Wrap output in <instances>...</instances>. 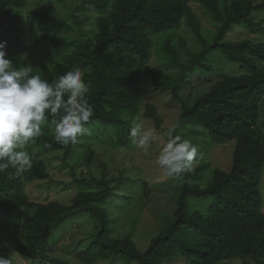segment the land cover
Here are the masks:
<instances>
[{"label":"trees","instance_id":"trees-1","mask_svg":"<svg viewBox=\"0 0 264 264\" xmlns=\"http://www.w3.org/2000/svg\"><path fill=\"white\" fill-rule=\"evenodd\" d=\"M192 1L203 8L211 28L202 23ZM52 4L55 9L48 2L0 0V43L6 42L14 67L31 64L32 74L50 83L79 67L95 109L88 127L111 128L115 144L123 147L131 142L130 129L140 115L157 127L161 123L156 106L144 100L141 80L147 78L156 90L170 92L178 107L173 135L197 146L198 161L192 172L173 178L180 182L172 195L174 210L147 247L139 250L133 231L111 234L118 216L110 215L104 202L111 196L131 197L115 189L128 178L107 175L106 162H100V175L91 169L77 173L76 166H70L68 184L75 195L69 204L30 199L26 183L51 178L43 156L52 154L63 165L97 164V151L83 142V136L65 148L53 140L51 125L46 124L43 135L25 149L33 159L32 168L20 176L13 175L12 168L0 173V252H16L43 264H70L50 250L60 237L59 228L79 215L93 223L74 255L85 264L114 257L134 264H227L234 259L264 264V43L250 37L223 40L233 27H238V35L249 29L264 32V0ZM23 11H28V25ZM182 26L188 36L177 33ZM153 52L159 59L156 67L146 63ZM217 52L240 70L225 72ZM198 69L216 72L210 87L183 95L182 84L191 81L184 79L186 74ZM194 85L192 92L197 82ZM215 145H229L226 170L213 165L209 156L202 157ZM124 173L125 168L120 171ZM135 184L148 198L150 185Z\"/></svg>","mask_w":264,"mask_h":264},{"label":"rangeland","instance_id":"rangeland-1","mask_svg":"<svg viewBox=\"0 0 264 264\" xmlns=\"http://www.w3.org/2000/svg\"><path fill=\"white\" fill-rule=\"evenodd\" d=\"M32 2H48V5L53 6V9H55V4H52L53 0H32ZM191 6L195 13L201 17L202 23L211 28L212 25H210V22L205 17L203 8L196 1H192ZM2 11L3 9L0 10V12ZM23 12L25 15V24L28 25L30 19L28 11ZM237 28L238 27H233L228 30L224 35L223 40L234 42L250 37L253 41H259L260 38L264 43V32L249 29V32H245L246 34L241 33L238 35L239 30ZM177 33L188 36L187 29L183 26L177 30ZM217 57L223 61L225 72L235 73L240 70L238 65L230 63L226 57L221 56L218 52ZM158 60L156 52H153L146 63L150 66L156 67L159 66ZM160 68L165 71L163 66ZM215 73L214 70L204 71L202 69L189 71L184 79L191 81L182 84V94L189 96L190 92L192 95L202 93L203 90L210 87L209 79H211ZM220 75L221 73L216 75V77H219ZM195 82H197L198 86H196L194 92H192L191 87L195 86ZM141 86L144 92V100L148 103H153L156 106L157 113L162 118L159 127H157L154 121L148 119L143 114L140 115L139 123H142L145 128H154L160 137L159 141L153 143L147 153L136 148L131 142L126 147L117 146L114 142L115 136L111 128L96 129L93 125H90L91 136L88 135L89 138L87 135H85V138L83 136V142L90 143L97 151V164L88 168L81 164L80 161H70L68 165H63L58 159L53 158L52 154H48L43 156V158L48 164L51 178L48 180H35L28 182L25 187L26 192L33 201L54 200L60 203L69 204L71 198L75 195L73 187L68 184V181L71 180L69 174L70 166H76L77 173L88 172V170L91 169L92 173L100 175L102 170L100 162H106L108 167L107 175L116 174L118 177H121V179H123V177L129 179L124 180L119 186H115V189L131 197V199L128 200L121 197L118 198L116 196H111L104 202V205L110 210V215L118 216L111 234L123 235L128 230L133 231V239L137 248L139 250H144L152 236L158 231L159 227L164 224L165 218L173 212L175 202L173 201L174 198H172V195L175 194L174 188L180 182L165 176L162 170L155 164V159L160 151L161 145L167 142L168 130L177 124V104L172 100L169 91L156 90L151 86L147 78H142ZM182 129L183 128H180V130ZM229 145H227L226 148L220 145H215L212 149L207 150L206 154H203L202 157L205 159L209 156L213 165H220L226 170L228 169V160L230 158ZM84 150L85 147H83V151L81 149L82 153ZM124 168L125 173L121 175L120 171ZM135 181L137 183L140 181H146V183L150 185V195L148 198L143 196L139 190V186H136ZM261 188L264 199V171ZM92 226L93 223L87 216L78 215L77 217L66 221L65 224L59 228L60 237L51 248L50 253L55 257L68 260L70 264H85L76 259L74 255L76 250L82 244L85 231ZM0 257L8 259L9 264H43L39 261L23 258L16 252H0ZM93 264H134V262L124 261L121 257H114ZM227 264L243 263L239 259H234L229 260Z\"/></svg>","mask_w":264,"mask_h":264},{"label":"clouds","instance_id":"clouds-1","mask_svg":"<svg viewBox=\"0 0 264 264\" xmlns=\"http://www.w3.org/2000/svg\"><path fill=\"white\" fill-rule=\"evenodd\" d=\"M0 43V173L9 168L20 176L33 166L31 155L25 150L43 135L42 128L50 124L53 140L65 148L75 145L78 138L90 135L88 124L95 109L89 102V88L79 67L68 70L54 82L32 74L31 64L14 67ZM23 59V58H22ZM168 130L155 164L169 178H180L193 171L198 161V148L189 139L173 135ZM131 143L147 153L160 137L154 128L134 122L130 129ZM0 264H9L0 257Z\"/></svg>","mask_w":264,"mask_h":264}]
</instances>
